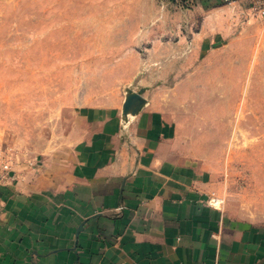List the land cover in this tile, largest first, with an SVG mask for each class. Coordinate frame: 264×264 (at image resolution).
Instances as JSON below:
<instances>
[{
	"label": "rangeland",
	"instance_id": "374dc122",
	"mask_svg": "<svg viewBox=\"0 0 264 264\" xmlns=\"http://www.w3.org/2000/svg\"><path fill=\"white\" fill-rule=\"evenodd\" d=\"M196 3L0 0V162L68 161L145 88L226 212L264 224V1L202 32Z\"/></svg>",
	"mask_w": 264,
	"mask_h": 264
},
{
	"label": "crops",
	"instance_id": "0c3cea01",
	"mask_svg": "<svg viewBox=\"0 0 264 264\" xmlns=\"http://www.w3.org/2000/svg\"><path fill=\"white\" fill-rule=\"evenodd\" d=\"M196 1L202 32L246 0ZM146 92L137 114L114 116L68 161L14 170L0 188V264H264V224L226 212Z\"/></svg>",
	"mask_w": 264,
	"mask_h": 264
},
{
	"label": "built area",
	"instance_id": "2783aa9c",
	"mask_svg": "<svg viewBox=\"0 0 264 264\" xmlns=\"http://www.w3.org/2000/svg\"><path fill=\"white\" fill-rule=\"evenodd\" d=\"M264 1V0H263ZM262 3V2H261ZM259 11L264 15V3L259 7ZM15 179V171L9 162H0V188L7 185L10 181ZM4 210V200L0 190V215Z\"/></svg>",
	"mask_w": 264,
	"mask_h": 264
},
{
	"label": "water",
	"instance_id": "95a60500",
	"mask_svg": "<svg viewBox=\"0 0 264 264\" xmlns=\"http://www.w3.org/2000/svg\"><path fill=\"white\" fill-rule=\"evenodd\" d=\"M146 92V89H141L138 93H131L127 96V99L124 103L123 112L125 115L128 114H137L142 106L145 103V99L143 98V94ZM83 226H81V229Z\"/></svg>",
	"mask_w": 264,
	"mask_h": 264
}]
</instances>
